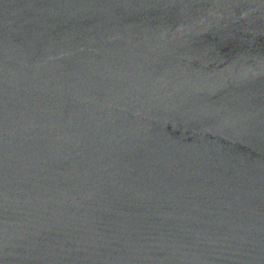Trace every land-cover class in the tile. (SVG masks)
Wrapping results in <instances>:
<instances>
[{"label": "water", "instance_id": "water-1", "mask_svg": "<svg viewBox=\"0 0 264 264\" xmlns=\"http://www.w3.org/2000/svg\"><path fill=\"white\" fill-rule=\"evenodd\" d=\"M0 264H264V0H0Z\"/></svg>", "mask_w": 264, "mask_h": 264}]
</instances>
